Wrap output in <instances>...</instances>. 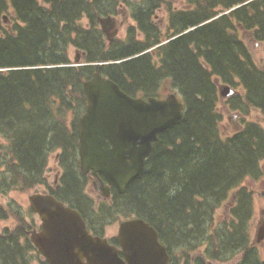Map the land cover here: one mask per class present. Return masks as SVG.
Returning a JSON list of instances; mask_svg holds the SVG:
<instances>
[{
	"label": "trees",
	"instance_id": "16d2710c",
	"mask_svg": "<svg viewBox=\"0 0 264 264\" xmlns=\"http://www.w3.org/2000/svg\"><path fill=\"white\" fill-rule=\"evenodd\" d=\"M182 1L186 8H168L169 0H0V135L14 158L8 168L13 180L32 185L39 182L49 151L63 148L74 155L86 107L83 82L95 71L131 96L161 98L174 92L184 104L182 117L158 135L124 193L112 190V208L100 220L105 224L112 214L145 219L176 264L226 261L238 250L243 254L235 264H264L247 242L252 192L241 185L261 175L264 128L246 122L222 135L214 81L239 84L243 93L232 96V107L243 114L256 108L264 116V69L237 36L239 24L256 40L264 39V0L203 24L245 0ZM123 3L134 25L123 38H110L100 19L116 14ZM163 5L169 13L165 32L154 19ZM70 46L80 53L78 64L69 57ZM79 174L77 182L65 175L61 190L50 193L76 206L86 197L87 181ZM2 176L0 190L10 183ZM235 188L229 220L213 226L216 208ZM200 246L198 255L189 256ZM29 249L38 253L25 231L0 234V264H29Z\"/></svg>",
	"mask_w": 264,
	"mask_h": 264
},
{
	"label": "water",
	"instance_id": "95a60500",
	"mask_svg": "<svg viewBox=\"0 0 264 264\" xmlns=\"http://www.w3.org/2000/svg\"><path fill=\"white\" fill-rule=\"evenodd\" d=\"M83 86L86 109L80 118V168L83 173L103 175L104 196H109L110 186L123 193L140 174L159 133L182 117L184 105L174 93L164 98L130 96L99 71ZM222 88L221 96L233 92ZM28 201L41 221L39 230L30 231V238L47 264H171L157 230L142 218L121 221L113 244L107 237L91 234L82 215L52 194L33 193ZM256 237L264 239V223Z\"/></svg>",
	"mask_w": 264,
	"mask_h": 264
},
{
	"label": "rangeland",
	"instance_id": "374dc122",
	"mask_svg": "<svg viewBox=\"0 0 264 264\" xmlns=\"http://www.w3.org/2000/svg\"><path fill=\"white\" fill-rule=\"evenodd\" d=\"M133 2H137L139 0H129ZM170 6L168 8H184L186 7L184 2L181 0H169ZM124 4V5H123ZM120 4L117 8V13L115 14V23L110 24L107 29V34L110 35L114 33L116 37L123 38L127 29L134 24L130 16V12L127 9L125 3ZM156 14V15H155ZM154 14V19L156 23L161 27L162 31L165 32L167 25V8L166 5L161 6ZM8 21V20H7ZM5 21V22H7ZM7 23H10L7 22ZM239 35L243 38L244 43L247 46V49L250 51L252 58L255 64L264 68V39L260 42H254L250 40L249 34H246L242 31H239ZM79 54L78 51L73 47H69V57L73 60L75 55ZM80 57V54L78 56ZM242 91V90H241ZM242 95V94H241ZM216 110L221 115V125L220 131L222 135H229L234 132L231 123L228 120L229 113H233L235 108L232 107L229 100H225L222 102L221 99H218L216 102ZM240 111L239 109H236ZM241 112V111H240ZM70 114H68V117ZM237 124L244 123L248 121H257L262 123V114L259 110L255 108H250L244 114L241 112L239 116H235ZM70 123V120L69 122ZM236 130V129H235ZM56 151L51 150L48 152V162H49V170L45 171L42 174V177L46 180V174H48V178L46 180L52 182L54 179L55 171L53 170L54 162H55ZM14 158L9 153L7 141L4 139L2 135H0V176L2 178H6L7 181H10L9 186H5L4 189L0 190V234L5 229L8 230H16L17 228L23 231L28 230L30 227L28 225L37 223V216L34 215L29 207L28 203V194L34 191H41L43 188L40 187L38 183L30 184L26 183L22 178L21 180H13V172L9 170V166L14 165ZM262 165H264V161H262ZM243 186H246L247 191L252 192V218L248 222V235L250 240L254 238L256 226L261 218V211L264 210V179L263 180H249V178L244 179L242 182ZM91 185L86 186V191L92 196L96 197V193L92 192L90 187ZM234 193V192H231ZM230 193V194H231ZM230 194L228 198L215 210V217L213 220V226L222 221L223 219H227V203L230 201ZM114 215L111 219L104 224L103 230L105 231V235L107 237L114 236L117 232L118 222L125 218L122 214H112ZM111 216V215H110ZM28 236V235H27ZM24 238H21L20 243L25 244ZM203 247L200 246L195 250L192 249L189 253V256L196 255L201 251ZM258 251L260 256H264V241L261 245L258 246ZM240 254L235 253L232 259H235ZM29 264H41L40 256L32 249L28 250L27 254ZM229 258V257H228Z\"/></svg>",
	"mask_w": 264,
	"mask_h": 264
},
{
	"label": "flooded vegetation",
	"instance_id": "af4514ba",
	"mask_svg": "<svg viewBox=\"0 0 264 264\" xmlns=\"http://www.w3.org/2000/svg\"><path fill=\"white\" fill-rule=\"evenodd\" d=\"M217 9H220V8H217ZM106 25H108V24H106ZM109 25H110V23H109ZM241 31L246 33L245 30L244 31L241 30ZM254 42H257V41H254ZM215 85H216V90L217 91L220 88H222V87L223 88L224 87L225 88L226 87H231V88L234 89V93L233 92L229 93V94L226 95L225 98H220L222 100V102H224L225 100H230L232 98V96H234V95L235 96H240L241 93H242V91H241L242 89H241L239 84L233 85L232 83L221 82V81H219L218 84H217V81H216ZM240 113H241L240 111L234 110L233 113H229V115H228V120L230 121L233 130H235V129L236 130H241V128H242V126L239 123L237 124V121L235 119V116H239ZM261 122L262 123L257 122V121H253V123L259 124L262 128H264V116L263 115H262V121ZM220 126L222 127L221 124H220ZM77 137H78V141H77V144H76V147H75L74 155H72L70 153L65 154L63 148H56L54 150V151H56V155L54 157L55 158V162H54V166H53V170L55 171V174H54V179H53L52 182H49V181L46 182V180L48 178V174H46V176H45L46 180L42 177V174L45 171L49 170L48 153L45 155V157L43 159L42 166H41L42 171H41L40 180L38 182L40 187H42L43 189L41 191H34V192H41V193H49L50 194V192L61 190V187H62L61 180L63 179V177L65 175H67V174H68V176L72 175L69 178L72 181H76L77 182V180H80V178H81L79 176L80 175L79 173H81L82 175L85 176V180L87 181L88 186L91 185L90 187L92 189V192L96 193V197H92L85 189L84 195L86 197H84L82 200L79 199L78 200L79 204L76 203L75 204L76 206L70 205L69 204L70 203L69 200H66L67 202L64 201V200H61V199H59V200L61 202H63L66 206H70V207L73 206L72 208L78 210L81 213V215L83 216V218H84V220L86 222L87 229H88V231L91 234L100 235V236H106L105 235V231L103 230L104 224H103V222L100 219H101V215L105 212V210H108L109 208H112L113 200L111 198H109L111 194H109V196H104L103 193H102L103 191H102V188H101V180L104 181V178H103L102 174L97 173V175H92L91 172H88V173L84 174L80 170V160H79V153H78V148H79V145H80L79 132L77 134ZM61 157H62V159H61ZM67 169H69L68 172H67ZM260 169H261V171L263 173V178L262 179H264V165L261 164ZM78 183H79V181H78ZM113 189H114V187L110 186L109 193H111ZM82 194H83V192H82ZM101 195H103V196H101ZM234 198H232L227 203V205H229V204L231 205L233 203L232 201L234 200ZM78 206H81L82 209L80 207H78ZM227 210H229V207H227ZM32 213L37 216V223L35 221L34 224L28 225L30 228L25 231L27 233V235H28V239H30L29 238V234H28L29 231L39 230L40 227H41L40 217L35 212L32 211ZM132 216H135V215H132ZM132 216H128L126 218H129V217H132ZM126 218H123L121 220H124ZM263 223H264V210L261 211V218H260L259 223L256 226V230H258L259 226L262 225ZM115 236H116V234L114 236L107 237L109 242H111L113 244H117V240H116ZM30 241H31V243L33 245V242H32L31 239H30ZM253 241L254 240H252V242ZM248 243H249V238H248ZM262 243H263L262 241L259 242V245H261ZM259 245H250V246H252L253 248H255L257 250ZM33 247L37 250V248L34 245H33ZM238 251H240V250H238ZM38 253H39V256L41 258L42 257L41 253L39 251H38ZM242 254H243V252L240 251V256H242ZM39 260H40L41 264H46V262H45L43 257L41 259H39Z\"/></svg>",
	"mask_w": 264,
	"mask_h": 264
},
{
	"label": "bare ground",
	"instance_id": "6f19581e",
	"mask_svg": "<svg viewBox=\"0 0 264 264\" xmlns=\"http://www.w3.org/2000/svg\"><path fill=\"white\" fill-rule=\"evenodd\" d=\"M184 33V31H182L181 32V34H183ZM118 52V51H117ZM138 54V53H137ZM142 57V56H141ZM128 58H130V57H128ZM125 59H127V58H125ZM122 60H124V59H122ZM98 63V62H97ZM101 63H103V62H101ZM109 63V62H108ZM94 65H96V64H94ZM263 175H262V173H261V175L259 176V177H262ZM158 235H159V233H158Z\"/></svg>",
	"mask_w": 264,
	"mask_h": 264
}]
</instances>
